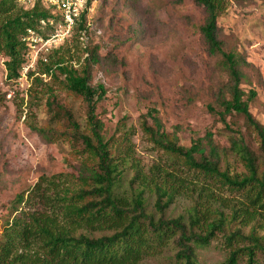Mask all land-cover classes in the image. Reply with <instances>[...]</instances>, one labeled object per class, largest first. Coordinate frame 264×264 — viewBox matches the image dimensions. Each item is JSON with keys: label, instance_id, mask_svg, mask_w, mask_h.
<instances>
[{"label": "rangeland", "instance_id": "374dc122", "mask_svg": "<svg viewBox=\"0 0 264 264\" xmlns=\"http://www.w3.org/2000/svg\"><path fill=\"white\" fill-rule=\"evenodd\" d=\"M34 1L19 2V6L29 8ZM222 1L218 37L226 51L241 53L249 63L243 66L245 79L241 86L246 92L256 91L250 112L264 124V0ZM40 3L46 8L49 0ZM205 17L204 7L194 0H95L86 15V32L73 28L69 36L47 46L46 39L60 25L59 16L54 17L52 24L37 27L36 40L31 46L26 44L25 62L16 80L6 79V57L0 53V240L7 221L14 216H20L22 211L47 209L37 200L28 204L15 201L41 175L62 174L64 183H60L67 188L68 196L82 187L89 188L80 180L79 169L83 163L94 164L95 159L82 150L80 140L75 139L65 119H52L48 104L55 102L68 109L79 124V131L86 134V103L64 87L63 76L58 72L44 73L45 63L59 59L78 68L88 43L98 48L99 55L92 67L91 84L101 83L106 90L95 113L103 122L102 134L122 171L116 193L129 199L144 188L140 180H134L136 169L147 178L164 176L166 171L182 177L184 184L181 192L163 210H158L156 194L148 181L143 192L144 211L153 220L181 216L188 226L189 210L194 205L201 211H223L227 221L207 245L189 241L195 264H220L231 250L252 244L248 238L252 231L264 248V191L235 189L218 178L188 169L181 158L153 144L140 126L141 116L154 108L163 128L175 131L183 146L211 131L221 150L220 171L238 177L247 173L228 150L222 124L208 110V105L216 108V94L227 82V76L219 56L207 52L199 30ZM147 121L151 123L149 117ZM228 121L232 127L241 128L262 171L264 162L257 136L244 128L241 118ZM35 127H51L57 138L46 141ZM206 216L212 219L216 214ZM236 230L240 236L228 240L226 237ZM113 231L81 227L74 233L95 238ZM192 231L204 234L202 227L194 226ZM178 238L176 232L137 264H184L177 256L181 249ZM255 259L256 264H264L262 248L256 249ZM245 262L246 254L241 251L236 264Z\"/></svg>", "mask_w": 264, "mask_h": 264}, {"label": "trees", "instance_id": "16d2710c", "mask_svg": "<svg viewBox=\"0 0 264 264\" xmlns=\"http://www.w3.org/2000/svg\"><path fill=\"white\" fill-rule=\"evenodd\" d=\"M93 1L95 0H86L80 11L74 26V30L79 33L87 31L86 15ZM194 1L206 11L199 30L207 52L219 56L227 76V82L216 94V108L208 105V110L222 124L229 143L228 150L239 159L247 173L238 177L220 171L221 150L214 142L211 131H207L202 137L191 139L189 146H183L178 143L175 131L167 132L163 128L154 108L141 116L140 126L153 144L164 152L181 158L188 169L201 172L209 178H218L223 184L235 189L264 191V169L259 171L258 158L245 142L241 128L232 127L228 121L232 117L241 118L244 128L257 136L264 162V124L250 112V103L255 99L256 91L249 89L246 92L241 86L245 79L243 66L249 63L241 53L226 51L218 37L217 19L223 11V1ZM56 16L52 13V8H45L40 0H35L29 8L19 6L18 0H0V53L6 57L4 65L8 81L20 76L27 50L24 40L27 29L37 30L41 19ZM84 52L86 56L78 68L59 59L45 63L44 73L52 75L58 72L63 76L64 87L82 97L86 103L89 133L85 134L79 131V124L68 109L55 102H48L52 119L55 122L60 117L65 119L75 139L80 140L82 150L95 159L94 164L83 163L79 169L80 180L89 185V188L82 187L68 196L67 188L60 183L63 182L62 174L49 177L41 175L27 193H19L15 198L17 204L37 200L42 207L47 206V209L28 213L22 211L20 216L7 221L0 240V264H137L176 232H179L178 243L181 247L177 253L178 258L184 264H195L194 250L189 241L207 245L215 232L225 225L227 219L224 212L209 208L201 211L194 205L189 210L188 226L181 216L153 220L144 211L143 192L148 181H151L150 190L156 194L155 206L158 210H163L181 192L184 184L182 177L166 171L164 176L147 178L136 169L134 180H140L144 188H139L129 199L116 193L122 171L111 154L108 140L102 134L103 122L95 113L96 105L104 98L106 90L101 83L95 86L91 84L92 67L99 59L98 48L90 47L87 43ZM34 129L46 141L57 138L56 130L51 127ZM204 146L207 147L206 153ZM164 197L165 200L162 201ZM206 213H214L216 216L210 219ZM194 226L202 227L204 234L193 232ZM81 227L114 231L109 235L93 238L85 234L76 235L74 232ZM236 236H240L238 230L226 238L231 240ZM248 238L251 245L231 250L220 264H236L241 251L246 254L245 264H256V249L264 248L254 231Z\"/></svg>", "mask_w": 264, "mask_h": 264}, {"label": "built area", "instance_id": "2783aa9c", "mask_svg": "<svg viewBox=\"0 0 264 264\" xmlns=\"http://www.w3.org/2000/svg\"><path fill=\"white\" fill-rule=\"evenodd\" d=\"M19 2H25L29 0H18ZM86 0H49V7L52 8V13L59 16L60 25L54 29L53 34L50 38L46 39L45 44L50 46L56 41H61L65 37L69 36L73 30L76 21L79 17L80 11L83 8V5ZM52 18L41 19L40 25H47L53 23ZM26 44L29 46L32 45L35 39V30L27 29L26 36L24 38Z\"/></svg>", "mask_w": 264, "mask_h": 264}]
</instances>
